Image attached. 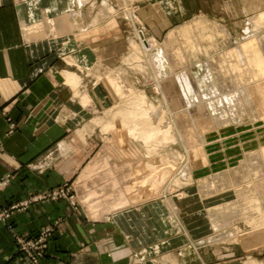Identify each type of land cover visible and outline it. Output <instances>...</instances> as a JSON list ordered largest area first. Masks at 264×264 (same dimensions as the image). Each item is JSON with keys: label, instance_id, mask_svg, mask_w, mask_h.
<instances>
[{"label": "rangeland", "instance_id": "obj_1", "mask_svg": "<svg viewBox=\"0 0 264 264\" xmlns=\"http://www.w3.org/2000/svg\"><path fill=\"white\" fill-rule=\"evenodd\" d=\"M129 1L131 3L124 4L122 0H99L98 4L101 18L105 17L103 11L107 10L106 15H112L110 20L112 18L116 20L115 29H107L101 38L99 49L105 68L110 71L109 74H115L113 77H118L120 82L124 84V91L127 93L124 94V98L117 95L115 89H112L108 81L109 76L105 75L107 70L101 69L100 73L103 74L104 80L98 85L96 77L88 72L87 67L83 66V69L80 67L71 68L77 70L79 75L83 77L88 88H94L97 85L100 88L99 97L101 100L98 106L94 105L93 107L92 103L89 104L90 102L86 99V96L84 97L83 104L87 106L85 107L87 113L82 118L80 117L77 127L80 129L85 127L84 132L88 129L87 132L83 133V136L85 137V134L88 133L86 140L94 139L96 142L94 154L97 158L100 157L99 171L101 174L104 173V181L99 186L101 201L124 206V208H130V210H138L142 206H147L151 216L155 215L154 219L161 222L165 226V230L177 227L176 233L178 236L193 235L194 240L191 238L192 247L195 248L198 254L200 248L206 257V261L200 260L194 262V264H235L236 259L238 264H264V223L262 222L264 218L259 217L260 206L255 205L256 200L252 199L251 202L246 196V199L244 198L246 201L244 200L236 206L234 203L236 199V202L239 199L237 191H235L237 189L241 190L242 188V191L245 192L246 190L247 192L249 185L252 195L256 194L253 186L254 182L260 178L259 175L257 178L251 175L252 171L250 172V170L252 168L248 169V165L253 163L252 155H261V151L264 149V73L260 74L264 70V0ZM111 2L113 4L107 7ZM126 5L127 8L124 7ZM112 7H115V9L112 10ZM107 22L103 24H107ZM257 24L259 26L255 27ZM221 26L228 30L231 36L230 40L228 38L224 39V34L218 30V27ZM173 30L176 31V34L173 37L171 36V39L169 33ZM251 36L259 37L261 42H257V49L248 47L249 53H245V59L248 58L246 60L248 65L253 64H250V66L253 67L252 71L254 70L255 79H258L256 76H261L258 80L260 82L258 84L261 86H258L260 92L258 90L257 93L259 94L255 92L254 97L256 98L254 100L250 102L247 100V103L251 104H249V107L242 109L243 111L240 110L236 114L229 111V116H218L221 113L219 111L221 108L212 105L214 102L217 103L219 97L224 96L223 94H234L233 87L236 86L233 70L228 68L230 70L229 74L223 71L225 68L222 64H230L229 62L224 63L225 55L228 57L236 47H240ZM166 42L167 45H165ZM134 45L148 49L150 55H152L151 57L157 61L160 60L161 52L165 49V67H167L162 76L165 79L169 80L175 74L184 72L183 75L175 84L163 87L153 74L154 70L147 57L142 55V58H136L139 56V52ZM164 45L167 47L165 48ZM251 54L258 55H255L254 58ZM62 59L67 63L65 60L66 55L62 56ZM255 59L260 63L255 62ZM139 65H143V68ZM257 66L259 67L255 68ZM260 68H263V70L260 71ZM122 73L127 74L126 81H122V78L117 76ZM85 84L84 86H86ZM224 88L226 89L224 90ZM213 89L218 92L213 91ZM142 95H145V101H143ZM104 96L105 98H102ZM198 98H200L199 102L201 101L203 105L208 103V112L197 111ZM168 99H178L184 105L189 104L191 109L194 110L195 108L198 113L193 124L186 120H182L180 123L181 127L188 130L190 134L191 139L188 143H169L158 149L157 146L161 145V141L158 142L157 138L158 140H161V137L163 138L164 134L162 132L163 135L156 132L155 137L151 138L152 140H145L143 137L137 138L134 134L125 137L115 132L111 134L113 129L109 128L113 126L110 125L128 122L129 114H133L131 112H134L135 107L137 113L140 110L144 111L152 103L154 109L159 105L156 110L160 112V118L158 120L155 118L154 123L164 125L165 122L166 124L172 113L171 110L169 111L166 102ZM150 101L151 103H149ZM165 106L166 108L163 109ZM126 111L130 113L124 114L123 112ZM66 115L70 116V113L68 112ZM130 117H132L129 120L131 124L130 121L133 117H136ZM161 117L166 119L160 123ZM137 118L142 119V121L145 120L142 116ZM132 124L134 125V122ZM104 125H109L106 127L107 131ZM139 133L143 134L142 132ZM157 150L159 151L157 152ZM181 154L185 156V160L178 158ZM263 160L264 155L262 160L260 159L258 162L260 163ZM184 161H186V165L192 163L193 166L188 167V172L182 173L179 172V168L185 164ZM113 162H115L114 165H112ZM259 163H257L256 167L258 169L256 168V172L259 173L261 168L260 173L263 177L264 161ZM152 165H154L153 171H151ZM234 169L238 170L235 171ZM232 170H234V173L229 179H232L230 180L232 181L231 184L234 182L232 185L236 186V189L233 186L228 188L226 185L228 189L222 187L219 190L213 188V191L210 190L209 185L213 184L211 181L215 179L214 177L224 175L225 172L230 174ZM243 173L245 175L242 176L243 179H246L247 174L248 182H246L247 180L243 182V179L237 182L236 177L240 178L239 175ZM205 179H208V184L203 186V183H206ZM235 180L237 183H235ZM152 184H154L153 189L150 190L152 187L149 185L152 186ZM156 184H158V187ZM148 186L150 189H148ZM205 188L209 190L205 191ZM75 189V180H68L44 196H36L34 199L19 202L17 210L26 208L35 200L45 199H66L78 208V197ZM105 190H107V193H105ZM208 193L212 195L207 196ZM260 202L264 207V201ZM219 206L222 207L221 210H215ZM222 209H226L228 213H225V210ZM234 210L235 213H233ZM233 214L234 216H232ZM257 216L259 218H256ZM260 220L262 221L260 222ZM251 221L255 223L254 227ZM212 225L214 227L216 225V228ZM56 229L57 227L52 225L44 228L35 236L15 234V239L21 251L22 244H20L18 237L33 241L37 247L46 246L41 251L42 256L39 257V261L36 263L31 256L22 251L31 264H41V260L47 252L49 240ZM246 232L250 233L249 238L242 234ZM259 232H262V234H258ZM248 239L254 241L247 242ZM255 239H258L257 242ZM206 249H209L208 252Z\"/></svg>", "mask_w": 264, "mask_h": 264}, {"label": "crops", "instance_id": "obj_2", "mask_svg": "<svg viewBox=\"0 0 264 264\" xmlns=\"http://www.w3.org/2000/svg\"><path fill=\"white\" fill-rule=\"evenodd\" d=\"M98 4L0 0V212L73 179L78 197V208L66 199L35 200L0 220V264H31L15 234L35 236L52 225L57 229L41 264L204 262L205 253L192 247L193 235L178 236L177 227L165 230L147 206L130 210L100 199L104 173L94 154L96 142L83 136L88 129L77 127L87 113L84 97L99 105L101 69L110 73L99 45L116 20L101 18ZM83 66L96 77V87L88 88L71 69ZM67 71L81 83H69Z\"/></svg>", "mask_w": 264, "mask_h": 264}, {"label": "bare ground", "instance_id": "obj_3", "mask_svg": "<svg viewBox=\"0 0 264 264\" xmlns=\"http://www.w3.org/2000/svg\"><path fill=\"white\" fill-rule=\"evenodd\" d=\"M123 2H124V4H129V3H131V1H129V0H122ZM107 7H109V6H107ZM125 8H127L128 6L126 5V6H124ZM113 9H115V7H112V10ZM107 10H104L103 11V14L104 15H106V12ZM106 12V13H105ZM264 16V15H263ZM68 23H70V22H68ZM54 24H55V22L54 21H51V25H52V27L54 28ZM259 25L257 24L255 27H258ZM96 27V26H95ZM75 28V27H74ZM219 29V31L220 32H222V34H224V36H225V38L224 37H222V38H224V39H231L230 37V34H229V32H228V30L226 29V28H224L223 26H221V27H218ZM43 31V30H42ZM56 31V30H55ZM182 31V30H181ZM180 31V32H181ZM185 33V32H184ZM47 34V33H46ZM174 34H176V31L175 30H173V31H171L170 33H169V37L171 38V36L173 37L174 36ZM221 34V35H222ZM229 34V35H228ZM223 36V35H222ZM167 38V37H166ZM172 39V38H171ZM185 39V38H184ZM223 40V39H222ZM225 41H227V40H225ZM223 42V41H222ZM257 42H261V40H260V38L259 37H254V36H251V37H249L248 38V41H246V42H244V43H242V45H240V47H236V49H234L233 50V52L227 57L226 55H225V60H223L224 61V63L225 62H229L230 64H227V65H225V64H222L223 66H224V68H225V70H223V71H225L226 73L228 72V74H229V71L230 70H233V76L235 77L234 78V80L236 81V83H235V87H233V85H232V87L234 88V90H235V93L234 94H229V93H226V94H223L222 96V98H220L219 97V100H218V102L217 103H215L214 102V104L212 105L213 107H214V105H217V106H219L218 108H221V110H219V111H221V113H219L218 114V116H222V115H230V113H229V111H231V112H234L235 114L237 113V112H239L240 110H242V109H244L245 107H249L250 105L249 104H251V103H247V100H249V102L250 101H252V100H254V98H256V97H254L256 94H255V92L257 93V90L259 91V87H261V86H259L260 84H258V83H260V82H258V80H260V78H259V76L260 75H258V76H256V78H258V79H255V73H253V71H252V68L253 67H251L250 66V64L248 65L247 64V59H245L246 58V55H245V53H249V48L248 47H250V48H256L257 49V47H258V45H257ZM263 43V42H262ZM259 44V43H258ZM165 45H167V42L165 43ZM164 45V46H165ZM135 47H136V49L138 50V52H139V56H137L136 58H142V55H144V56H146L147 57V59L149 60V62H150V64H151V66H152V69L154 70V75H155V77H156V79H157V81H159L161 84H162V86L163 87H168V86H170V85H172V84H175L179 79H180V77L183 75V73H178V74H175L174 75V77H171L169 80L168 79H165L164 77H162L163 76V74L165 73L164 72V70H165V68L167 67H165V61H166V54H165V49L161 52V56H160V60L159 61H157L155 58H152L151 56L152 55H150L151 53L149 52V50L148 49H146V48H144L143 46H136V45H134ZM167 46H165V48H166ZM197 47V46H196ZM260 49V48H259ZM251 50V49H250ZM260 51V50H259ZM137 52V53H138ZM251 52V51H250ZM252 52H254V51H252ZM222 54V53H221ZM252 55V54H251ZM256 55V54H255ZM255 55L253 54L252 56H254V58H255ZM258 55V54H257ZM256 55V56H257ZM179 56V55H178ZM252 56H249V57H252ZM71 59V58H70ZM249 59H251V58H249ZM253 59V58H252ZM258 59H259V56H258ZM72 61V60H71ZM70 61V62H71ZM258 62V60H256L255 59V62ZM68 62H69V60H68ZM264 62V61H263ZM262 62V63H263ZM73 63V62H72ZM258 63H260V61L258 62ZM75 64V63H74ZM264 64V63H263ZM251 65H253V64H251ZM262 65V64H261ZM72 66H74V65H72ZM140 67H142L143 68V65H139ZM259 66H257V67H255V68H258ZM174 68V67H173ZM183 68V67H182ZM228 68H231L230 70L228 69ZM170 69V68H169ZM172 69V68H171ZM173 70V69H172ZM258 70V69H257ZM263 70V68H260V71H262ZM93 71V73H95L94 72V70H92ZM89 72V71H88ZM175 72V71H174ZM256 72V71H255ZM258 72V71H257ZM89 73H92V72H89ZM231 73H232V71H231ZM231 73H230V76H231ZM261 73H264V70L262 71V72H260V74ZM259 74V73H258ZM109 75V77H108V79H109V81H110V84H111V86H112V88L113 89H115L114 91L118 94V95H121L122 97L124 96V94H127V93H125V91H124V84H122L121 82H120V79L117 77L116 78V76L115 77H113L114 75H112V74H108ZM126 75L127 74H125V73H122V74H120V75H117V76H120V78H122V81L124 80V81H126L125 79H126ZM220 75H221V73H220ZM257 75V74H256ZM101 76V75H100ZM65 77H67V80H68V82L69 83H72V85L73 84H75V85H77V84H80L81 82H80V78L78 77V76H76V74H74V73H69V71H67V73H65ZM99 77V76H98ZM103 77V76H102ZM261 77V76H260ZM213 79V78H212ZM226 79V78H225ZM253 79H254V81H253ZM262 80H263V77L261 78ZM193 81V80H192ZM253 81V82H252ZM263 82V81H262ZM221 83V82H220ZM225 83V82H224ZM231 84V83H230ZM229 84V85H230ZM264 84V83H263ZM251 85H252V87H251ZM200 86V85H199ZM259 86V87H258ZM247 87H249L248 89H247ZM74 88V87H73ZM221 89V88H220ZM222 89H223V87H222ZM226 88H224V90H225ZM79 90H77V92H78ZM213 91H217V90H214L213 89ZM220 91V90H219ZM218 92V91H217ZM221 92H223L222 90H221ZM220 92V93H221ZM260 92V91H259ZM79 93V92H78ZM143 93V92H142ZM257 94H259V93H257ZM261 95V94H260ZM141 96V95H140ZM143 96V95H142ZM124 98V97H123ZM143 98V101H145L146 99H145V95L142 97ZM86 99L87 100H90L87 96H86ZM190 99V98H189ZM199 100H200V98H198V103H196L197 104V106H198V109H197V111H204V112H208V103L205 105V103H204V105L201 103V101L199 102ZM137 101V100H136ZM140 101V100H139ZM141 101H142V99H141ZM160 102V101H159ZM165 102V101H164ZM166 102H167V104H168V106H169V111L171 110V116H170V119H168V122L165 124V122L163 121L164 119H166V118H162L161 117V119H160V123L161 122H164V125L162 124H155L154 123V121H155V118L158 120V118H160L159 117V111H157L156 109H158V106H157V108H153V103H152V105L151 106H149L148 108H146V109H144V111H138L137 113L135 112V109H136V107H135V109H134V112H131V113H133V114H129L130 112H128V111H126V112H123L124 114H126L127 112H128V114H129V120H130V118H132V117H130V116H135L136 118L138 117V116H142V117H144L145 118V120H144V118H143V120L144 121H142V119H140V118H134L133 117V119H132V121H130L131 122V124L129 123V120L128 119H126V120H128V122L127 121H125V122H120V123H117V124H115V125H110V126H113V127H111V128H109V129H113L112 130V133L111 134H113V132H115V133H117V134H120V136H122V137H125L126 135H129V134H134L137 138L138 137H143V139H147V140H149V139H151V138H153V136H154V134L156 135V132H160V134H161V132L164 134H161V135H163V138L161 137V140H158V138H157V141L159 142V141H161L160 143H161V145L160 146H157V148L158 149H160V147H165V145H167V144H169V143H178V142H184V143H188L189 141H190V139H191V137H190V134L188 133V130H186L185 128H183V127H181V125H180V123H181V121L182 120H186L187 122H190L191 124H193L194 123V120H195V116L198 114L197 113V111H195V108H194V110H192L191 109V106L188 104V105H184V104H182L181 102H180V100H178V99H168V100H166ZM149 103H151V101L149 102ZM148 103V104H149ZM160 104V103H159ZM87 105V104H86ZM138 105V104H137ZM140 105V104H139ZM161 105V104H160ZM165 105V104H164ZM210 105V104H209ZM258 105V104H257ZM141 107H142V105H141ZM166 108V106L163 108V109H165ZM222 108H223V110H222ZM251 108V107H250ZM140 109V108H139ZM138 109V110H139ZM161 109V108H160ZM162 109V110H163ZM215 109V108H214ZM161 110V111H162ZM131 111H133V110H131ZM137 111V110H136ZM165 111V110H164ZM217 111H218V109H217ZM243 111V110H242ZM241 111V112H242ZM216 112V111H215ZM164 113V112H163ZM177 115H176V114ZM244 113V112H243ZM170 114V113H169ZM200 114V113H199ZM127 115V114H126ZM210 115V114H209ZM228 115V116H229ZM124 117H125V115H124ZM165 117V116H164ZM223 117V116H222ZM227 119V118H226ZM100 120V119H99ZM225 120V119H224ZM227 120H230V119H227ZM221 121V120H220ZM219 121V122H220ZM132 122H134V125L132 124ZM214 122H215V120H214ZM223 122H225V123H227L226 121H223ZM157 123V122H156ZM196 123V122H195ZM212 123V122H211ZM218 123V122H217ZM213 124V123H212ZM220 124V123H219ZM130 125H133V126H130ZM105 126V125H104ZM109 125H107V126H105V128L106 127H108ZM214 126V125H213ZM217 126V125H216ZM142 128H144V129H142ZM166 128V129H165ZM197 129V128H196ZM106 131H107V128H106ZM139 132H142L143 134L141 135ZM134 136V137H135ZM155 137V136H154ZM133 138V137H132ZM141 139V138H140ZM135 140V139H134ZM144 140V141H145ZM152 140V139H151ZM137 141H138V139H137ZM153 141H154V139H153ZM141 143V142H140ZM143 144V143H142ZM145 144V143H144ZM143 144V145H144ZM148 145H150L149 143H147ZM151 144H152V142H151ZM155 145H157L156 143H155ZM155 145H153V146H155ZM143 148H144V146H143ZM147 149V148H146ZM261 150V149H260ZM159 150H157V152H158ZM151 152H153V150H151ZM150 152V153H151ZM260 152V151H259ZM262 152V153H261ZM260 153H261V155L260 154H256V155H252V160H253V163H251V165H248L249 167H248V169H250V168H252V170H250V172L252 171V176H254V178L256 177L257 178V176L258 177H260L259 179H257V181L256 182H254V186H253V189H254V191H256V194H254V195H252L253 193H251V188L249 187V185H248V189H247V192H246V190H245V192H244V190L242 191V188H241V190L240 189H237V190H235V191H237V194H238V197H239V199H238V202H236V200H235V206L236 205H238L239 203H241V202H243L245 199H246V197L248 198V199H250L251 200V202H252V199H254V200H256V202H255V205L257 204L258 206H260L259 207V211H258V213H260V216L259 217H263L264 218V207L262 206V203L260 202V201H264V176L263 177H261V168H260V170H259V173L258 172H256V170L258 169L256 166H257V163H259L258 161H260V159L262 160V157H263V155H264V149H262V151H261ZM178 156V155H177ZM179 159L181 158V159H184L185 160V156H183L182 154L178 157ZM179 159H177V160H179ZM182 161V160H181ZM264 161V160H263ZM262 161V162H263ZM171 162H172V160H171ZM183 162V161H182ZM262 162H260V163H262ZM184 163L185 164H183L180 168H179V172H182V173H185L186 171L188 172V167H190V166H193V164L192 163H190V164H188V165H186V161H184ZM259 163V164H260ZM264 164V163H263ZM247 165V164H246ZM154 165H152L151 167H152V170L151 171H153V167ZM148 167V166H147ZM157 167V166H156ZM261 167H262V165H261ZM149 168V167H148ZM148 168H145V169H148ZM191 168V167H190ZM194 168V167H193ZM257 168V169H256ZM150 169V168H149ZM245 172H246V170L244 169V168H242ZM241 169V170H242ZM154 170H156V169H154ZM235 171L236 170H238V169H234ZM234 170H232V173H226L225 172V174L224 175H219V176H217V177H214L215 179H212V181H211V183H213L212 185H213V187H212V185L210 186L209 185V187H211L210 188V190H212L213 191V189L214 190H219V188H222V187H225L226 189H228V188H230L231 186H233L232 184L234 183H232L231 184V182L232 181H230V180H232V179H229L230 178V176L231 175H233V171ZM240 170V169H239ZM242 170V171H243ZM151 171H150V173H151ZM242 171H241V173H242ZM243 171V172H244ZM263 171V170H262ZM146 173H147V171H145ZM154 172H156V171H154ZM237 172H239V171H237ZM178 173V172H177ZM236 173V172H235ZM240 173V172H239ZM263 173H264V171H263ZM188 174V173H187ZM238 174V173H237ZM236 174V175H237ZM174 175V174H173ZM172 175V176H173ZM250 175V174H249ZM263 175V174H262ZM145 177H147L146 175H144ZM155 176V175H154ZM164 176H166L165 174H164ZM184 176V175H183ZM241 176V177H240ZM242 176H245L244 175V173L243 174H240L239 175V177L240 178H238V177H236V179H237V182H238V180H240V179H243V177ZM144 178V177H143ZM150 178V177H149ZM157 178H158V176H157ZM157 178H156V181H157ZM162 178V177H161ZM164 178V177H163ZM162 178V179H163ZM167 178V177H166ZM211 178V177H210ZM250 178H252V177H250ZM154 179V178H153ZM159 179V178H158ZM175 179V178H174ZM190 179V178H189ZM209 179V178H208ZM208 179H205V181H206V183L204 182L203 183V186H205V185H207L208 184ZM211 180V179H210ZM209 180V181H210ZM244 180H247V174H246V179H243V182H244ZM253 180V179H252ZM174 181H176V180H174ZM242 181V180H241ZM148 182V181H147ZM236 182V180H235V183H237ZM246 182H248V180L246 181ZM187 183V182H186ZM143 184V183H142ZM146 184V183H145ZM158 184L160 185V182H158ZM158 184H156V186L158 185ZM210 184V183H209ZM230 184V185H229ZM241 184V183H240ZM244 184H247V183H244ZM251 184V183H250ZM153 185L154 184H152V186L151 185H149L150 187H152L151 189H150V187L148 186V189H150V190H152L153 189ZM200 185V184H199ZM226 185H227V187H226ZM237 185V184H236ZM239 185V184H238ZM160 186H162V185H160ZM159 186V187H160ZM202 186V187H203ZM240 186V185H239ZM238 186V187H239ZM244 187H245V185H243ZM251 187H252V185H250ZM145 187V186H144ZM158 187V186H157ZM208 187V188H209ZM243 187V188H244ZM247 187V186H246ZM154 188H156V187H154ZM208 188H205V191H207V190H209ZM213 188V189H212ZM218 188V189H217ZM233 188L234 189H236V186L234 187L233 186ZM145 189H147V188H145ZM165 189V188H164ZM233 189V190H234ZM156 190H158V189H156ZM204 190V189H203ZM225 191V190H224ZM142 192V191H141ZM217 192H219V191H217ZM222 192V191H221ZM207 193V192H206ZM205 193V194H206ZM212 193H214V192H212ZM255 193V192H254ZM153 194V193H152ZM161 194V193H160ZM204 194V195H205ZM208 195H212V194H210V193H208L207 194V196ZM246 196V197H245ZM154 197H155V195H154ZM245 198V199H244ZM249 200V201H250ZM246 201V200H245ZM229 202V201H228ZM250 202V203H251ZM254 202V201H253ZM226 203V202H225ZM233 202H232V204H234ZM244 204H245V202H244ZM249 204V203H248ZM254 204V203H253ZM219 205V204H218ZM231 205V204H230ZM234 206V207H235ZM242 206H244L243 204H242ZM241 206V207H242ZM220 208H222L221 206H219V207H217V208H215V210H218V209H220ZM224 208V207H223ZM226 208V207H225ZM233 208V207H232ZM247 208H249V207H247ZM258 208V207H257ZM235 209V208H234ZM221 210V209H220ZM219 210V211H220ZM222 210H225V213H228V211H226V209H222ZM231 210V209H230ZM246 210V209H245ZM248 210V209H247ZM177 212V211H176ZM256 212V211H255ZM223 213H224V211H223ZM231 213V212H230ZM233 213H235V210H234V212ZM257 212H256V214H258ZM236 214H238V213H236ZM242 214V213H241ZM213 215V214H212ZM211 215V216H212ZM232 216H234V214L232 215ZM251 216V215H250ZM254 216H256V215H254ZM256 217V218H259V217ZM242 217V216H241ZM255 218V217H254ZM256 220V219H255ZM211 222H212V220H210ZM223 221V220H222ZM249 221V220H248ZM262 220H260V222H261ZM221 222V221H220ZM224 222V221H223ZM241 222V221H240ZM253 221H251V224H252V226L255 224V223H252ZM263 223H264V219H263V221H262ZM213 223V222H212ZM217 223V222H216ZM224 223H226V222H224ZM249 223H250V221H249ZM219 224H221V223H219ZM262 224V223H261ZM223 225V224H222ZM213 226V225H212ZM217 226H218V223H217ZM226 226V225H225ZM255 226V225H254ZM253 226V227H254ZM258 226V225H257ZM214 227V226H213ZM222 227V226H221ZM252 227V228H253ZM260 227V226H259ZM214 228H216V225H215V227ZM219 230V229H218ZM253 230V229H252ZM263 230H264V228H263ZM239 231H241V230H239ZM258 231H260V230H258ZM263 232V231H262ZM262 232H259L258 234H262ZM240 233V232H239ZM225 234V233H224ZM238 234V233H237ZM241 234V233H240ZM242 234H244L245 236H249V234L246 232V233H242ZM257 234V235H258ZM252 235H250V237H251ZM243 237V236H242ZM260 237V236H259ZM264 237V236H263ZM213 238V237H212ZM229 238H230V234H229ZM249 238V237H248ZM252 238H253V236H252ZM235 239V238H234ZM243 239H245V238H243ZM210 240H211V238H210ZM240 240H241V238H240ZM246 240V239H245ZM244 240V241H245ZM249 240V239H248ZM253 239H251V240H249V241H247V242H250V241H252ZM256 240V239H255ZM258 240V239H257ZM257 240H256V242H257ZM260 240V239H259ZM254 241V240H253ZM252 241V242H253ZM255 243V242H254ZM251 263V262H250Z\"/></svg>", "mask_w": 264, "mask_h": 264}, {"label": "built area", "instance_id": "obj_4", "mask_svg": "<svg viewBox=\"0 0 264 264\" xmlns=\"http://www.w3.org/2000/svg\"><path fill=\"white\" fill-rule=\"evenodd\" d=\"M2 183H4V182H2ZM18 208H19V204H15L12 207L3 210L2 212H0V220H2L3 218L9 217L10 214L12 213V211L16 210ZM18 240H19L20 244H22V251L26 252L27 255L31 256L35 263L37 261H39V257L42 256L41 251H43V249L46 246H42V247L38 246L37 247L33 241L26 240V238H22V237H18ZM37 251H39V252L37 253Z\"/></svg>", "mask_w": 264, "mask_h": 264}]
</instances>
